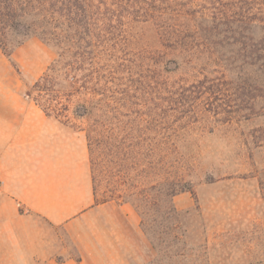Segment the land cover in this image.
I'll return each instance as SVG.
<instances>
[{"label": "rangeland", "instance_id": "374dc122", "mask_svg": "<svg viewBox=\"0 0 264 264\" xmlns=\"http://www.w3.org/2000/svg\"><path fill=\"white\" fill-rule=\"evenodd\" d=\"M127 2L121 18L109 13L105 52L86 65L93 74L73 97L35 91L56 59L39 39L0 48V58L32 99L68 106L57 116L73 129L99 117L100 141L89 153L94 190L140 220L133 264H264V82L255 27L264 0ZM104 87V97L95 93ZM79 103L90 115L74 116ZM165 181L190 191L171 198L151 191Z\"/></svg>", "mask_w": 264, "mask_h": 264}, {"label": "crops", "instance_id": "0c3cea01", "mask_svg": "<svg viewBox=\"0 0 264 264\" xmlns=\"http://www.w3.org/2000/svg\"><path fill=\"white\" fill-rule=\"evenodd\" d=\"M139 225L97 199L85 133L47 115L0 58V264H133Z\"/></svg>", "mask_w": 264, "mask_h": 264}, {"label": "trees", "instance_id": "16d2710c", "mask_svg": "<svg viewBox=\"0 0 264 264\" xmlns=\"http://www.w3.org/2000/svg\"><path fill=\"white\" fill-rule=\"evenodd\" d=\"M128 0H0V48L4 52L13 49L27 38L35 37L42 43L52 46L56 50V59L48 67L46 73L35 83V91L41 95L55 94L73 97L85 90L87 78L93 74L91 69L98 53H104L109 27V13L116 12L121 18L125 8L130 7ZM132 3V0H131ZM262 33L258 50L259 74L264 82V18L256 26ZM177 37V36H176ZM173 38V36H172ZM175 38V37H174ZM173 43L178 46V38ZM174 45V44H173ZM10 57V54H6ZM61 78L58 80V78ZM64 82L65 86L60 82ZM105 87L96 92L104 97ZM44 112L57 121L73 128L71 121H62L57 116L61 110L67 111L68 106L58 109L56 106H45L38 99H33ZM52 101H55L52 100ZM100 102L102 100H99ZM55 113V116L52 114ZM85 104H77L73 114L76 118L90 115ZM99 117H94L85 133L89 153L99 143L97 134ZM105 138V147L109 150L110 135ZM109 155V153H108ZM91 168V166H90ZM166 182V181H165ZM156 182L150 186L151 191L157 190L166 197H173L177 192L190 191L189 184L172 185L168 182ZM175 187H179L176 190ZM114 201V200H107ZM104 201V202H107ZM173 208H169L161 218H165Z\"/></svg>", "mask_w": 264, "mask_h": 264}]
</instances>
